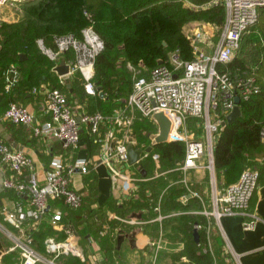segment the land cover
Returning a JSON list of instances; mask_svg holds the SVG:
<instances>
[{
	"label": "built area",
	"instance_id": "1",
	"mask_svg": "<svg viewBox=\"0 0 264 264\" xmlns=\"http://www.w3.org/2000/svg\"><path fill=\"white\" fill-rule=\"evenodd\" d=\"M9 1L15 0H0V5ZM210 4L224 7V20L212 51L200 52L189 61H182L177 54H171L168 64L162 62L147 75L138 76L133 81L126 105L109 115L77 111L64 91L44 83L33 86L30 93L41 97V109L47 116L45 121L34 123L35 116L27 107L9 102L3 114L4 120L31 126L34 137L50 136L58 140L61 147L59 152L50 155L44 176L38 179L33 173H27L34 166L31 155L9 146L0 137L1 186L14 196L10 207L0 208V228L11 242L8 252H18V264H60L59 259L63 256L82 258L80 248L67 237L71 236L73 227L64 221L65 214L60 207L62 205L66 210H76L82 204L81 193L72 186V175L76 170L83 175L91 171V158L74 156L84 127L92 136V142L102 147L96 157L107 163L114 180L127 179L125 169L129 167L127 147L130 145L127 135L132 130L135 113L151 118L156 110H162L172 121L170 141L178 140L184 145L183 159L176 167L185 172L194 168L198 160L207 154V167L213 170L214 138L236 106L235 97H239L240 103L257 95L260 90L253 73L239 69L232 71L227 64L239 49L242 36L257 22L264 0H212ZM37 42L55 64L66 51L72 50L78 64L72 60L66 61L70 64L71 72L78 67L86 82V92L90 95L98 92L91 80L92 70L95 57L103 49L104 42L92 25L83 28L81 40L71 36L57 38L56 50L45 48L41 40ZM3 75L5 93L9 95L16 86L17 72L12 67L5 70ZM192 119L197 120L194 127L188 123ZM105 123L112 128L103 136L101 126ZM116 131L119 137L115 136ZM262 134L264 137V129ZM144 149L141 159L149 155ZM153 156L157 158L156 154ZM259 176L257 169H243L237 181L220 192L215 188L212 208L199 213L217 221L223 215L245 212L259 185ZM212 183H215L214 180ZM190 194L198 196L192 192ZM181 200L185 203L187 196H181ZM154 211L157 216L149 221L160 224L165 216L158 205ZM45 216H48L50 227L61 229L66 233V238L58 240L54 235H48L43 242L45 253L42 254L34 246L32 233L39 228ZM116 217L113 215L114 219ZM125 220L140 226L147 222L133 217ZM255 221L256 217L251 215V219L243 223L244 228L253 229ZM210 224L208 220L206 236ZM148 245L151 250L150 264H155L163 240L157 235Z\"/></svg>",
	"mask_w": 264,
	"mask_h": 264
},
{
	"label": "trees",
	"instance_id": "2",
	"mask_svg": "<svg viewBox=\"0 0 264 264\" xmlns=\"http://www.w3.org/2000/svg\"><path fill=\"white\" fill-rule=\"evenodd\" d=\"M190 1L201 6L212 0ZM19 6L23 8V18L18 22L0 25V104H9L10 96L5 93L3 75L8 68L13 67L19 73L16 85H19L24 94L25 91L30 93V84H48L47 80L58 77L52 71L55 62L38 50V40L42 41L45 48L56 50L57 38L71 36L81 40L83 28L92 25L104 42L103 49L95 57L93 75L96 87L100 86L104 95L101 97L98 92L94 95L87 94L77 77L68 87L61 83L53 87L61 89L67 96H76L88 113L100 112L105 115L124 107L132 91L133 81L128 70H124L119 64L121 58L133 66H144L149 71L159 61L168 64L171 54H177L182 61L192 60L194 49L183 26L196 20L220 24L224 19V7L221 4L209 9H197L186 5L184 0H22ZM253 30L259 33V40L263 44L259 46L261 58L256 69L243 66L237 58L232 59L227 67L232 71L239 69L253 73L260 90L257 95L239 103L241 116L222 126L214 138L213 163L216 180L221 188L237 181L249 160L253 159L255 162V153L260 152L264 146V7L259 10L258 20L250 27L249 32ZM247 33L242 36L240 44ZM22 52L29 53V58L20 61ZM73 55L74 52L68 50L63 57L70 62ZM188 123L192 127L194 119ZM131 127L138 147L141 144L149 145V135L157 130L151 118L139 113H135ZM90 137L92 140L91 135ZM154 153L157 160L152 158ZM183 156V143L171 140L154 147L143 165L147 169L155 168L157 163L163 168H173ZM257 164L260 165L257 169L260 181L264 174V163L258 161ZM89 173L84 178L83 190L87 194H81V206L76 210L65 209L64 221L75 227L81 222H90L95 237H99L104 231L105 211L113 212L121 218L139 214L140 220L147 221L157 216L154 211L157 205L161 212L169 209L189 211L202 207V201L194 195L187 197V202L182 204L180 197L187 195V191L166 190L167 183L162 176L138 182L136 193L121 205L113 202L109 204L107 201L96 207L95 178ZM142 207L147 209V213L140 211ZM207 222L208 218L202 214L184 212L164 218L160 224L152 221L144 226L152 238L157 237L158 228L175 227L185 234L184 247L170 253L171 264H179L180 259L184 258L187 262L182 264H214V254L208 249ZM194 230L198 233L197 243L193 240ZM51 231L48 222L44 221L32 233L34 246L42 254L45 253L44 239ZM12 253L15 255V264H18V252ZM217 255H220V251ZM71 257L63 256L66 259ZM71 263L75 262H65Z\"/></svg>",
	"mask_w": 264,
	"mask_h": 264
},
{
	"label": "crops",
	"instance_id": "3",
	"mask_svg": "<svg viewBox=\"0 0 264 264\" xmlns=\"http://www.w3.org/2000/svg\"><path fill=\"white\" fill-rule=\"evenodd\" d=\"M184 2L186 5L197 9H209L214 6L211 5L210 2L201 6L191 3L190 0H184ZM0 7L2 6L0 5ZM9 16L11 17L8 19L13 18L12 14ZM221 23L196 20L189 21L183 26V30L186 36L190 39L191 45L194 49V56L200 52L209 53L212 51L222 26ZM132 66L133 65L127 61V67L133 69ZM141 73L142 70H139L134 72V75L139 76ZM17 76H19V73H17ZM25 93L26 94L18 89L14 95L18 98L17 100L21 101L22 105L26 106L34 114V123L45 121L47 116L41 109V97L33 96L29 91H25ZM10 94L8 96H10ZM7 105L8 103L6 105L0 104V137L4 139L9 146L30 154L33 158L34 166L32 171H28L27 173H33L35 177L42 179L44 176L45 165L49 161L51 154L54 155L60 151V143L58 140L50 136H44L41 138L34 137L31 132V126L13 124L4 120L3 114ZM195 123L194 120L192 127H194ZM111 128L112 126L110 124H103L101 126L103 136ZM118 133L119 132L117 131L115 132L116 137H119ZM109 134L110 133H108L107 136ZM127 139L130 145L136 150L147 148L150 145L144 146L141 144L138 147L136 135L133 130L129 131ZM100 147L101 146L92 142L90 135L84 127L81 131L78 147L74 152V156L91 158L92 166L89 174L95 178L94 184L97 191L96 207L104 205L107 201L109 204L113 202L116 205H121L124 202L129 201L130 197L136 193L138 182L162 176L167 183L165 187L166 190H186L187 197L192 196L190 194V192H192L193 194H197V197L202 201V207L198 209L192 208V210L189 211L169 209L161 212L165 218L176 216L184 212L199 213L204 209H211L214 191L212 187L213 185L211 184H213V180L215 183L217 180L214 167L213 170L207 167V154L198 160L194 168L185 172H182L176 166L173 168L162 167V169H159L158 163L155 168L151 169L148 165L149 169H147L143 165L145 159H140L135 164H129V167L125 169L127 171L125 172L127 174L126 180H114L107 163L102 162L99 159L100 157H96L97 153L102 150V147ZM2 178L3 175L0 171V208L3 206L10 207L14 200V196L3 190L1 186ZM84 178L85 175L77 170L72 175L73 188L83 195H85V190H83L85 186ZM262 181H264V174L261 175L259 185L255 189L249 207L245 212L223 215L217 221L213 219L216 223L217 229H219L221 237L227 245L229 252L228 256L233 259H231L233 264H264V182ZM221 189L223 190L224 188ZM181 203L185 204L183 202ZM57 206H59V204ZM60 208L63 211H66L62 205ZM146 210L145 207H142L140 211L142 213H147ZM113 215L117 216L118 219L117 217L114 219ZM135 215L136 217L133 218L140 220V215ZM251 215L256 217L255 226L253 229H245L243 223L250 220ZM104 216L106 221L103 223L104 231L99 237L94 236L92 224L88 221L81 222L76 227L72 226V234L67 237H69V241L80 248L82 254V258L71 257L75 262L74 264H150L151 255L148 244L153 238L150 233L145 230L144 225H147L151 221L147 220L143 226H140L132 225L127 222L125 218H121L110 211H105ZM130 217H132V215ZM130 217H127V219ZM209 218L210 217H208V220ZM44 221L48 222V216H45L42 219V222ZM157 224L159 223L157 222ZM213 230L214 225L210 224L207 231L208 245L210 248L213 242L216 243L215 234L212 232ZM181 234V231L175 227H168L162 229L160 232L158 228L156 235H159L162 238L163 245L159 251L155 264H171V259L168 258V256H170L169 254L181 249L183 246L176 238ZM49 235H54L58 240L66 238V233L61 231V229H52L51 234ZM10 244L11 242L9 238L6 236L4 230L0 228V264H15V255L12 252H8ZM221 253L222 252L220 251V255H222ZM59 261H61V258Z\"/></svg>",
	"mask_w": 264,
	"mask_h": 264
},
{
	"label": "rangeland",
	"instance_id": "4",
	"mask_svg": "<svg viewBox=\"0 0 264 264\" xmlns=\"http://www.w3.org/2000/svg\"><path fill=\"white\" fill-rule=\"evenodd\" d=\"M15 1L17 2V0H15ZM21 1L22 0H18L17 3L9 1V2L5 3L4 5H1L2 7H0V25L3 23L18 22L19 20H21L23 18V8L19 6V2H21ZM10 14L13 15L12 19H8L11 17V16H9ZM259 39H260V35L256 30H253V31H250L249 33H247L243 37V40L240 44V48H239L238 52L235 53V56L233 57V59L237 58L243 66L255 70L256 66L258 65L259 60L261 58V52H260L259 46L263 45ZM36 45H37L38 50L43 52V50L41 49L38 42ZM43 53L46 56H48L45 52H43ZM22 54L25 56L26 59L29 58V56H30L29 53L27 54V53L22 52ZM80 57L82 58L83 56L80 55ZM72 61L74 63H76V65L78 64L77 63L78 60H77L75 55H73ZM119 64L122 66V68L124 70L127 71V69H128V71L130 72L132 81H134L138 77V76L134 75V72L142 70V73L140 75H147L149 72V70H146V68L144 66H132L133 69H131L130 67H127V61L124 60L123 58H121L119 60ZM53 74H55V73H53ZM93 75H94V67L92 70V76ZM55 76H56V74H55ZM76 77L79 78L80 85L84 88V91L86 92V90H85L86 82H85L84 76L82 74V71L78 67H76L75 70L72 71L71 74H69L65 77H57L55 80L54 79L53 80H47L46 83L50 84V86H52V87L55 86L57 83H61L62 85L68 87L73 82V79L76 80ZM60 78H62V79H60ZM91 80H92V83L95 85V90L97 91L98 89L96 87V84H95L93 78ZM39 84H41V83H39V82L38 83H32V84H30V87L37 86ZM18 89H20V87L17 84L13 88V91L11 92L10 97L8 98L9 102L14 101V102L21 104V101L17 100L18 98H16L14 95ZM98 92H99V90H98ZM68 97H69V101H70L72 107L75 110H77V111L81 110V111H85V112L88 111L87 108L85 107V105H83L76 96H68ZM195 122H197V120H195ZM200 123H201V121H200ZM197 131H198V133H200L199 129H197ZM152 158H153V160H157L156 156H153V154H152ZM254 158L256 161L253 162V159L249 160V163L243 169H245V168L258 169L260 166L257 164L258 161L264 163V160H263V158H264V146L262 147L260 152L255 153ZM158 167H159V169H162V167L160 165ZM211 185H213L212 186L213 190L215 188L217 189L218 192H220L222 190L221 187L219 186V184L217 183V181H216V183H213ZM84 192L86 195L87 194L86 191H84ZM211 208H212V205H211ZM209 221L211 224L214 225V230L212 232L215 234V240H216V243H214V242L212 243L211 248L208 245L209 251H211L214 254V259H215L214 264H233V261H232L233 259L230 256H228L229 252L227 249V245L225 244L223 238L221 237L219 229H217V226L213 220V217H210ZM176 238L179 242L182 243V245L184 247L185 234L182 233L180 236H177ZM217 251L218 252L221 251L222 255H217V253H218ZM168 258L171 259L170 256H168ZM66 261L73 262L74 260L70 259V258H68V259L63 258V259H61V261H59V263L65 264ZM182 262H187V261H186V259H180L179 264H182Z\"/></svg>",
	"mask_w": 264,
	"mask_h": 264
},
{
	"label": "water",
	"instance_id": "5",
	"mask_svg": "<svg viewBox=\"0 0 264 264\" xmlns=\"http://www.w3.org/2000/svg\"><path fill=\"white\" fill-rule=\"evenodd\" d=\"M18 1V0H17ZM165 44V43H163ZM25 59V56L23 54H20V61ZM159 64L162 63V61L158 62ZM52 71L58 76V77H65L69 74H71V67L70 64H68L64 57H61L60 60L53 66ZM99 90L98 94L99 96H103V92L100 89V86L97 87ZM236 106L234 109L227 115L226 120L222 123L223 126L232 123L237 118L241 116V111L239 109V97H235ZM151 119L155 123L157 130L156 132H153L149 135L150 139V145L144 149L145 152H151L152 149L160 144H164L170 141V133L172 129V121L169 117L165 115V113L162 110H156L151 114ZM128 152V163L130 165L137 163L141 159V155L143 153L142 149H134L132 145H128L127 147ZM132 217H136L135 214H132ZM121 240V239H120ZM193 240L197 243L198 242V233L196 230H194L193 233Z\"/></svg>",
	"mask_w": 264,
	"mask_h": 264
}]
</instances>
